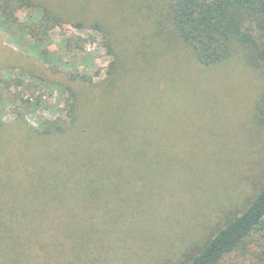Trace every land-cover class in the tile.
Segmentation results:
<instances>
[{"label":"rangeland","instance_id":"374dc122","mask_svg":"<svg viewBox=\"0 0 264 264\" xmlns=\"http://www.w3.org/2000/svg\"><path fill=\"white\" fill-rule=\"evenodd\" d=\"M40 1L63 10L42 42L6 26L0 16V124H11L5 135L13 140L23 137L24 127H38L45 119H70L74 96L69 88H78L77 82L101 87L85 93L82 109H107L116 85L107 81L103 89L100 84L113 77L114 49L142 48L151 32L130 26L141 25V20H124L121 26L122 14L116 11L124 6L120 0H110L103 9L96 0L86 9ZM124 1L136 8L135 0ZM142 10L154 18L153 11ZM18 16L21 23L32 20L25 12ZM112 24L122 29L117 41L105 33ZM182 52L178 60H161L163 78L143 72L123 75L121 81L127 79L108 105L116 109L122 127L140 130L135 143L151 151L160 146L168 150L166 177L137 182L133 210L120 214L123 224L109 223L103 213L90 209L79 235L67 241L62 264H174L186 241L193 251L203 246L227 222V210L238 213L256 193L263 177L264 128L254 125L253 114L264 93V74L241 61L204 69L186 49ZM17 119L21 121L12 125ZM234 194L235 209L226 207ZM84 232L92 237L86 234L81 241ZM52 234L49 230L45 241Z\"/></svg>","mask_w":264,"mask_h":264},{"label":"trees","instance_id":"16d2710c","mask_svg":"<svg viewBox=\"0 0 264 264\" xmlns=\"http://www.w3.org/2000/svg\"><path fill=\"white\" fill-rule=\"evenodd\" d=\"M57 1L61 7L69 2L85 9L93 2ZM96 1L103 9L110 0ZM135 2L136 8L120 0L124 6L116 11L122 14L121 26L124 20H141V25L130 26L151 28V32L142 48L119 53L113 47V77L100 84L103 89L107 81L116 85L110 91L113 95L107 97V109H82L85 93L101 87L76 81L78 88L68 87L74 96L70 119L63 115L45 119L38 127H24L23 137L14 140L5 135L11 124H0V264H62L67 241L74 240L79 227L86 225L90 209L103 213L109 223L123 224L120 214H125L124 209L133 210L130 202L135 199L131 194L137 182H153L166 175L165 165L171 161L168 150L160 146L158 151H151L150 146L135 143L140 130L122 127L116 109L108 106L127 79L121 81L123 75L133 77L143 72L146 77L163 78L166 72L161 60H178L183 49L204 69L241 61L264 74V0ZM140 9L153 11L155 19ZM30 11L37 13L31 15ZM58 11L63 10L48 7L40 0H0V16L6 26L41 42L61 20ZM20 12L32 20L21 23ZM115 26H106L110 41H117L122 32ZM253 117L254 125L264 128V93L255 101ZM251 140L254 143L256 139L252 136ZM227 200L226 207L235 209V194ZM227 211V222L195 251L190 249L191 241H186L174 264H264V163L256 193L238 213ZM49 230L53 234L47 243L44 236ZM84 233L81 241L87 235L92 237ZM43 252L49 255L41 256Z\"/></svg>","mask_w":264,"mask_h":264}]
</instances>
